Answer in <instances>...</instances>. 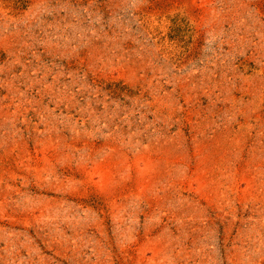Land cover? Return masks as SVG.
Returning <instances> with one entry per match:
<instances>
[{
    "label": "rangeland",
    "instance_id": "1",
    "mask_svg": "<svg viewBox=\"0 0 264 264\" xmlns=\"http://www.w3.org/2000/svg\"><path fill=\"white\" fill-rule=\"evenodd\" d=\"M0 264H264V0H0Z\"/></svg>",
    "mask_w": 264,
    "mask_h": 264
}]
</instances>
